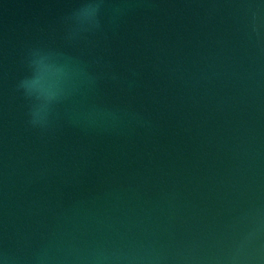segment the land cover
Listing matches in <instances>:
<instances>
[{
  "label": "water",
  "instance_id": "95a60500",
  "mask_svg": "<svg viewBox=\"0 0 264 264\" xmlns=\"http://www.w3.org/2000/svg\"><path fill=\"white\" fill-rule=\"evenodd\" d=\"M0 264H264V0H0Z\"/></svg>",
  "mask_w": 264,
  "mask_h": 264
}]
</instances>
